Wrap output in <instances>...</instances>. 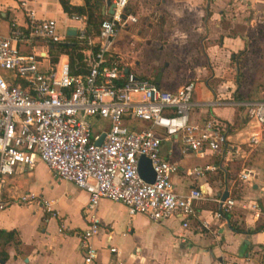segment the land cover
Masks as SVG:
<instances>
[{
  "label": "crops",
  "instance_id": "0c3cea01",
  "mask_svg": "<svg viewBox=\"0 0 264 264\" xmlns=\"http://www.w3.org/2000/svg\"><path fill=\"white\" fill-rule=\"evenodd\" d=\"M109 3L100 7L103 15ZM67 4L82 7L84 3L67 0ZM29 12L35 19H53L63 40L68 29L75 30V37L82 28V20L63 12L57 0H0V34H8L10 23L25 30ZM126 12L136 20L117 32L111 54L126 69L161 89L174 90L193 80L192 100L204 102L219 95V85L212 88L208 75L223 72L231 55L251 42L246 30L251 31L256 20L264 17V0H130ZM18 49L46 52L41 44L22 43ZM40 66H48L46 57ZM229 93L220 94L225 98L231 97ZM220 108L228 109L230 115H223ZM233 109L216 106L208 111L229 128ZM199 111L192 116L204 114L203 108ZM126 123L132 128L146 127L141 121ZM235 146L238 151L231 156L223 150L195 156L182 154L178 144L162 139L161 155L178 165L171 175L175 192L199 188L205 196H221L226 191L234 207L216 217L213 201L196 202L194 215L183 228L176 215L154 221L143 214L128 215L122 203L101 198L96 206L100 229L91 238L97 256L90 264H264V172L245 167L248 152ZM205 164L212 169L201 177L184 174L191 166ZM242 168L251 169L254 176L237 183ZM27 191L50 201L53 212L37 204H10L0 210V230L13 232L0 236V264H83L78 235L85 226L87 194L71 182L56 179L39 161L30 170L17 165L0 181L2 200ZM252 202L258 207L257 216L247 207ZM107 245L117 252H110Z\"/></svg>",
  "mask_w": 264,
  "mask_h": 264
},
{
  "label": "built area",
  "instance_id": "2783aa9c",
  "mask_svg": "<svg viewBox=\"0 0 264 264\" xmlns=\"http://www.w3.org/2000/svg\"><path fill=\"white\" fill-rule=\"evenodd\" d=\"M129 2L110 0L112 13L101 20L95 37H86L87 45L95 49L88 51L84 73H70L64 57L54 67L42 68L40 60L46 52L19 51L22 43L46 48V40L62 41L53 19H35L29 12L25 30L10 23L8 34H0V181L17 165L30 170L39 161L56 179L83 190L87 194L86 221L78 235L83 264L97 256L91 238L100 229L96 206L101 198L122 203L128 215L143 214L154 221L176 215L183 228L194 215L196 202L213 201L216 217L234 207L231 197L205 196L199 188L175 192L171 175L178 165L161 155L162 139L178 144L182 154L203 156L221 150L236 154L237 146L228 143L227 125L208 111L216 106L243 110L253 128L246 138L248 147L258 144L264 134V95L242 100L214 95L209 101L193 102V80L165 90L126 69L118 59L113 61L112 39L136 20L126 12ZM73 18L82 20L77 15ZM77 36L84 38L83 28ZM33 40L43 42H30ZM194 107L197 112L203 108L204 114L192 116ZM128 120L144 122L146 127L132 128ZM140 156L149 161L151 182L139 175ZM210 169L208 164L194 165L184 174L201 177ZM253 176L251 169L242 168L238 180L249 181ZM10 204H37L53 212L50 201L28 191L0 199V210ZM247 207L258 215L256 203ZM107 249L117 252L109 245Z\"/></svg>",
  "mask_w": 264,
  "mask_h": 264
},
{
  "label": "rangeland",
  "instance_id": "374dc122",
  "mask_svg": "<svg viewBox=\"0 0 264 264\" xmlns=\"http://www.w3.org/2000/svg\"><path fill=\"white\" fill-rule=\"evenodd\" d=\"M246 31L252 37L251 42H246L241 53H237L234 59L228 61L223 72L216 73V76L208 75L207 82L212 88H217L219 85V96L222 93L224 95V92H230L232 99L242 100L257 99L264 95V17L256 20L251 31ZM211 73L214 74V72ZM226 81H229L227 86L225 85ZM218 110L222 111L223 115H230L228 109L220 108ZM233 110L232 121H226L229 124L228 143L239 145L240 150L245 154L248 152L244 161L245 167H257L264 172V134L261 135L258 144L248 147L245 143L246 138L253 128L241 108ZM191 111L197 112L198 108L194 107ZM195 162L200 163V160H195ZM238 181L237 179V183Z\"/></svg>",
  "mask_w": 264,
  "mask_h": 264
},
{
  "label": "trees",
  "instance_id": "16d2710c",
  "mask_svg": "<svg viewBox=\"0 0 264 264\" xmlns=\"http://www.w3.org/2000/svg\"><path fill=\"white\" fill-rule=\"evenodd\" d=\"M62 11L67 15H77L82 17V28L84 38H78L76 35L72 40L65 39L61 42L46 40V58L50 67H54L61 56H66V61L70 73H84L85 64L89 61L88 51H93L95 46H89L86 43V37H94L97 34L99 23L104 19L105 15L100 12V7L109 3L110 0H83L82 7H70L67 0H57ZM238 53H241L239 51ZM237 54V53H236ZM236 54L231 55V60ZM117 61V58H112ZM151 81V80H150ZM235 230V228H233ZM13 232H5L0 230V236L9 237ZM8 239H6L7 241ZM3 258V257H1Z\"/></svg>",
  "mask_w": 264,
  "mask_h": 264
},
{
  "label": "water",
  "instance_id": "95a60500",
  "mask_svg": "<svg viewBox=\"0 0 264 264\" xmlns=\"http://www.w3.org/2000/svg\"><path fill=\"white\" fill-rule=\"evenodd\" d=\"M112 3H109V7L106 10V15H109L112 13ZM66 35H67V39L68 40H72L74 38L75 35V30L73 28H70L66 31ZM102 138V134L99 136V138L95 141L96 144H98L100 142ZM137 169L139 172V175L142 177L143 180L147 181V182H151L153 179V172L151 170L149 161L147 158H145L144 156H140L138 158V162H137ZM227 196L226 191H224L220 198L224 199Z\"/></svg>",
  "mask_w": 264,
  "mask_h": 264
}]
</instances>
